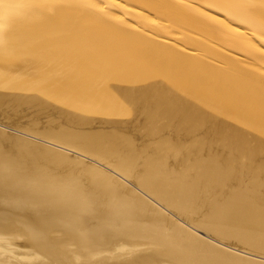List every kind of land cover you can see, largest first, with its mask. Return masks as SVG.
I'll return each mask as SVG.
<instances>
[{"label":"bare ground","instance_id":"bare-ground-1","mask_svg":"<svg viewBox=\"0 0 264 264\" xmlns=\"http://www.w3.org/2000/svg\"><path fill=\"white\" fill-rule=\"evenodd\" d=\"M2 123L0 264H264V0H0Z\"/></svg>","mask_w":264,"mask_h":264},{"label":"rangeland","instance_id":"rangeland-1","mask_svg":"<svg viewBox=\"0 0 264 264\" xmlns=\"http://www.w3.org/2000/svg\"><path fill=\"white\" fill-rule=\"evenodd\" d=\"M148 12V11H147ZM148 14L151 16H154V17H159L160 16V14H159V16H157L158 14H153L152 12H148ZM2 125L3 126H1L0 125V127L2 128L3 127V129H6V130H9V131H11L12 129H9L10 127H4V126H6L7 124H3L2 123ZM13 128V127H12ZM13 129H16V128H13ZM18 129H16L15 131L14 130H12V132H15V133H18V131H17ZM20 131H22V130H20ZM18 134H23L22 132L21 133H18ZM40 142V141H39ZM42 142V141H41ZM43 143V142H42ZM46 143V142H45ZM51 146H53V147H55V148H58V146H54V145H51ZM58 149H61L60 147L58 148ZM72 151H69V153H71ZM193 199H195L196 201H197V205L198 206H207L206 204H203V203H201L200 202V199H201V195H200V193L199 192H195V193H193ZM196 205V206H197ZM245 207V206H244ZM244 207H240V208H244ZM260 208V212H259V216L262 218V219H264V204H261V206L259 207ZM235 209H237V207L235 206V205H228V206H210V207H202V208H199V209H196V215H204L205 217H204V221H207L208 220V218H209V216L207 215V213H209V210H211V212H217V211H221V212H226V213H231V214H236V213H239L240 211H232V210H235ZM166 216H171V212H168L167 214H166ZM177 217V216H176ZM201 236H203V235H201ZM204 238H206V239H210V238H208V237H205V236H203ZM212 239H210V241H211ZM233 240H236V239H231L230 241H232V243H235V242H233ZM237 241V240H236ZM212 242H214V243H216L217 241H214V240H212ZM138 242H132V243H129V248L127 249V251H126V254L127 255H129V256H131V257H133V254H134V251L133 250H130V248L131 247H133V245H135V244H137ZM143 243H147L148 245H150L151 246V244H150V242L149 241H144ZM216 244H220V245H222L223 246V244L222 243H220V242H217ZM223 247H226V248H230V247H228V246H223ZM130 250V251H129ZM229 250H234V249H232V248H230ZM129 251V252H128ZM161 251H163V250H161ZM237 252V253H239L240 254V252H238L237 250H234V252ZM128 252V253H127ZM235 252V253H236ZM165 255H166V253L165 252H163L162 253V258H161V261H162V264H163V262L164 261H166V257H165ZM241 255H244V253H241ZM244 256H248V257H251V258H258V257H253V256H251V255H244ZM135 259V258H134ZM258 259H261V258H258ZM136 260H138V259H136ZM264 260V259H263ZM132 262V261H131ZM137 262V261H136ZM141 262V261H140ZM138 263V262H137ZM142 263V262H141Z\"/></svg>","mask_w":264,"mask_h":264}]
</instances>
